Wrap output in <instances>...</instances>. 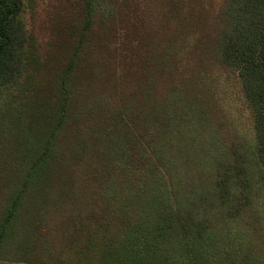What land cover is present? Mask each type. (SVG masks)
Returning a JSON list of instances; mask_svg holds the SVG:
<instances>
[{
    "label": "trees",
    "instance_id": "16d2710c",
    "mask_svg": "<svg viewBox=\"0 0 264 264\" xmlns=\"http://www.w3.org/2000/svg\"><path fill=\"white\" fill-rule=\"evenodd\" d=\"M26 1L0 0V264H264V0H55L44 47Z\"/></svg>",
    "mask_w": 264,
    "mask_h": 264
},
{
    "label": "rangeland",
    "instance_id": "374dc122",
    "mask_svg": "<svg viewBox=\"0 0 264 264\" xmlns=\"http://www.w3.org/2000/svg\"><path fill=\"white\" fill-rule=\"evenodd\" d=\"M36 8L31 10L30 6L25 5L23 12V19L27 30H33L37 36L38 41L44 47L47 40V12L50 4L55 0H35ZM25 2H27L25 0ZM226 87V96L223 101L227 105V109L243 122L246 127L251 126L250 113L242 100L241 92L236 81L228 82ZM232 115V116H233Z\"/></svg>",
    "mask_w": 264,
    "mask_h": 264
}]
</instances>
